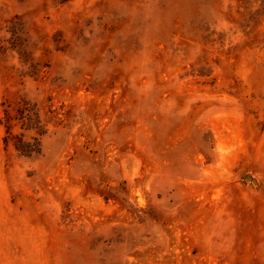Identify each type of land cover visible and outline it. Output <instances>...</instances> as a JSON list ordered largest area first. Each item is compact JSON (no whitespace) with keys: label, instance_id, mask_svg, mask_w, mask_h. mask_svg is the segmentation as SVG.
<instances>
[{"label":"rangeland","instance_id":"obj_1","mask_svg":"<svg viewBox=\"0 0 264 264\" xmlns=\"http://www.w3.org/2000/svg\"><path fill=\"white\" fill-rule=\"evenodd\" d=\"M0 264H264V0H0Z\"/></svg>","mask_w":264,"mask_h":264},{"label":"trees","instance_id":"obj_2","mask_svg":"<svg viewBox=\"0 0 264 264\" xmlns=\"http://www.w3.org/2000/svg\"><path fill=\"white\" fill-rule=\"evenodd\" d=\"M16 115H11L9 111L5 110V119L3 125L6 129V136L4 143L6 146L12 142L15 150L21 155L31 157L38 155L41 152V144L39 138H32V141L25 139L24 134L12 135L11 129L15 121L21 124V129L30 132L35 131L38 135L45 134L44 126L38 116L36 106L29 101L22 99L16 109Z\"/></svg>","mask_w":264,"mask_h":264}]
</instances>
